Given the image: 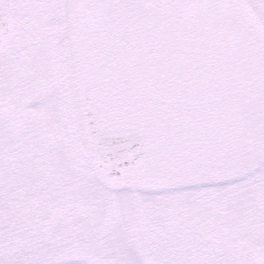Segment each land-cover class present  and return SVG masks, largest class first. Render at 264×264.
<instances>
[{
  "label": "snow or ice",
  "instance_id": "1",
  "mask_svg": "<svg viewBox=\"0 0 264 264\" xmlns=\"http://www.w3.org/2000/svg\"><path fill=\"white\" fill-rule=\"evenodd\" d=\"M0 264H264V0H0Z\"/></svg>",
  "mask_w": 264,
  "mask_h": 264
}]
</instances>
